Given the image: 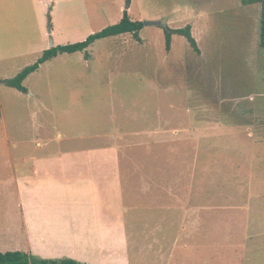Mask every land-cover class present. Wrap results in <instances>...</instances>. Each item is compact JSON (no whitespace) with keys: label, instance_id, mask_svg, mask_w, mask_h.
Instances as JSON below:
<instances>
[{"label":"rangeland","instance_id":"1","mask_svg":"<svg viewBox=\"0 0 264 264\" xmlns=\"http://www.w3.org/2000/svg\"><path fill=\"white\" fill-rule=\"evenodd\" d=\"M126 4L0 0V156L55 153L93 141L118 147L128 240L118 251L104 246L96 257L78 251L79 261L264 264L260 4ZM124 11L143 23L140 41L125 33L59 53L24 79L26 93L4 83L44 50L83 41L118 23ZM157 23L189 24L199 52L179 34H172L167 50ZM70 134L88 138L66 139ZM9 193L0 228L17 220L15 192ZM15 235L0 234V249L33 254L25 242L11 241Z\"/></svg>","mask_w":264,"mask_h":264},{"label":"crops","instance_id":"2","mask_svg":"<svg viewBox=\"0 0 264 264\" xmlns=\"http://www.w3.org/2000/svg\"><path fill=\"white\" fill-rule=\"evenodd\" d=\"M57 138H62L59 133ZM86 138L66 136L68 140ZM9 191L15 192L12 204L17 220L2 222L0 234H19L11 236V241L25 242L38 257L76 259L78 251L84 250L96 252V257L104 246L118 251L128 240L120 158L114 143L93 141L67 144L55 153L2 155L0 208L5 212L10 207Z\"/></svg>","mask_w":264,"mask_h":264},{"label":"trees","instance_id":"3","mask_svg":"<svg viewBox=\"0 0 264 264\" xmlns=\"http://www.w3.org/2000/svg\"><path fill=\"white\" fill-rule=\"evenodd\" d=\"M244 5L259 3L261 6L260 20H259V44L264 47V0H240ZM143 23L141 21H134L129 18L127 12L124 14L120 21L116 24L107 26L102 30L90 34L86 39L80 42L52 46L49 49L43 51L42 55L33 64L24 67L16 76L10 79L4 80V83L12 88L17 89L20 92L26 93L27 88L24 86V79L31 73L35 72L40 64L54 58L59 53H74L76 51H84L95 40L110 36H116L120 34L130 33L133 38L140 41L139 30L142 28ZM165 34V47L167 50L170 49L171 36L172 34L183 35L188 41L189 45L195 52H199L196 40L191 33V26L189 24L180 28H168L164 31ZM85 57H87L85 55ZM1 118V112H0ZM0 264H89L86 262L79 261L71 257L61 258H42L33 254H28L22 250H8L0 251Z\"/></svg>","mask_w":264,"mask_h":264},{"label":"water","instance_id":"4","mask_svg":"<svg viewBox=\"0 0 264 264\" xmlns=\"http://www.w3.org/2000/svg\"><path fill=\"white\" fill-rule=\"evenodd\" d=\"M128 7H129V0H127V4L125 5V9H127ZM144 24L145 25H151V24H156V22H154V21H145ZM157 24L163 26L164 29H168V27L164 26L163 24H160V23H157Z\"/></svg>","mask_w":264,"mask_h":264}]
</instances>
